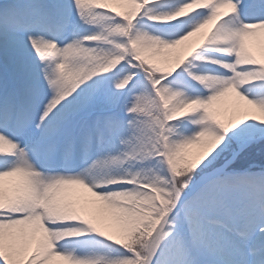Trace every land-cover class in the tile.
I'll use <instances>...</instances> for the list:
<instances>
[{
    "label": "snow or ice",
    "instance_id": "snow-or-ice-1",
    "mask_svg": "<svg viewBox=\"0 0 264 264\" xmlns=\"http://www.w3.org/2000/svg\"><path fill=\"white\" fill-rule=\"evenodd\" d=\"M0 264H264V0H0Z\"/></svg>",
    "mask_w": 264,
    "mask_h": 264
}]
</instances>
